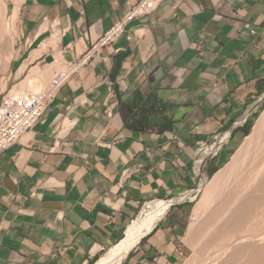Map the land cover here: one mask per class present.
<instances>
[{
	"label": "crops",
	"instance_id": "1",
	"mask_svg": "<svg viewBox=\"0 0 264 264\" xmlns=\"http://www.w3.org/2000/svg\"><path fill=\"white\" fill-rule=\"evenodd\" d=\"M137 1L23 0L20 39L57 36L77 61ZM262 109L264 0H164L69 75L0 155V264H91L153 200L175 202L121 264L175 263L189 195Z\"/></svg>",
	"mask_w": 264,
	"mask_h": 264
},
{
	"label": "bare ground",
	"instance_id": "2",
	"mask_svg": "<svg viewBox=\"0 0 264 264\" xmlns=\"http://www.w3.org/2000/svg\"><path fill=\"white\" fill-rule=\"evenodd\" d=\"M7 1L0 0V76L9 73L17 53L15 42L20 38L17 14L23 0H10L13 10L9 17ZM56 42L57 36L51 37L22 66L21 74L29 70L28 75L19 89L11 91V97L56 91L55 83L59 85L69 73L61 56L53 54L52 61L43 66L34 63ZM174 202H149L125 237L95 264H121ZM193 218L189 232L195 235L191 244L194 255L185 264H264V112L230 162L203 188Z\"/></svg>",
	"mask_w": 264,
	"mask_h": 264
},
{
	"label": "built area",
	"instance_id": "3",
	"mask_svg": "<svg viewBox=\"0 0 264 264\" xmlns=\"http://www.w3.org/2000/svg\"><path fill=\"white\" fill-rule=\"evenodd\" d=\"M163 1L138 0L134 5L125 7L121 17L116 20L113 26L101 34L98 41L90 47L84 57L70 63L67 76L59 85L55 83L54 86L58 89L69 75L75 73L81 67L92 66L102 50L115 44L133 21L153 14ZM108 91L112 92L111 83L108 84ZM54 93L29 94L22 97L7 95L2 99L0 103V155L14 144L19 143L26 134L43 121ZM141 167L129 169L126 173L131 174L134 170L139 172Z\"/></svg>",
	"mask_w": 264,
	"mask_h": 264
},
{
	"label": "rangeland",
	"instance_id": "4",
	"mask_svg": "<svg viewBox=\"0 0 264 264\" xmlns=\"http://www.w3.org/2000/svg\"><path fill=\"white\" fill-rule=\"evenodd\" d=\"M6 4H7V7H8V15L7 16L9 17L10 14H11V11L13 10L12 9L13 8V5H12V3H11L10 0H8L6 2ZM18 22H19V20H18ZM18 26H19V23L17 25V32H18V34L21 37L22 28H21V26L20 27H18ZM50 38H51V36L49 38H47L46 40H44L41 43L40 47H38V48H37V46H38L39 42L38 43H35V44H32V45H30V46H28V47L25 48V44H24L23 38L22 39L19 38L18 40H16V42H15V49H16V52L17 53H16V57L12 60L10 71H9V73L6 72L4 75H1L0 76V82H1L0 83V103H1V101H2V99L4 97H7V95H9V94L11 95V91L12 90L19 89L20 88L21 83L27 77L28 71H29V70H26L23 74H21L20 71H21L22 66L24 64H29V62L31 61V59L34 56V53L40 51V49L43 46V43H45ZM55 46H56V44H55ZM55 46H53V48H54L53 50L49 48L47 50V52H45L44 54L47 56V53H48L49 50L50 51H55L54 55H60L61 58H62V61L65 63L66 67L68 68V66L70 65V63L72 62V60L71 61L69 60L70 62L68 63V61L66 60L65 56L64 55H61L60 52L55 49ZM20 47H22V49ZM48 55L53 56V54H51V53H49ZM46 56L45 57L43 56L42 57V60H40V61H37V62L34 61V63L37 64L38 66H43V64L45 63ZM3 83H4V85H3ZM50 87H51V85H49V87L47 89H49ZM44 93H47V92H44ZM263 110L264 109H262L260 111V113L258 114L257 119L260 117V115L263 112ZM257 119L255 120L254 124L251 126L250 132H252V129H253L255 123L257 122ZM250 132L247 135H245L244 139L242 140V142L240 143V145L238 147H236V149L234 150L233 154L243 144L245 138L250 134ZM233 154H231L227 158V161L223 165H221L217 171L221 170V168L223 169V167L227 165V163L230 161V158H231V156ZM208 183H209V181H205L204 183H201L196 188V190L194 191V193L191 194V195H189V197L191 198V200H190V207H189L191 213H190V216L188 218L187 227H186V230H185V233H184V237H183L184 250H183V254L180 256V258L175 263H173V264H185V262L187 261V259L189 260L190 257L194 255V253H193L194 252V249H193V246L191 244H192V239H193V237L195 235L192 236V233L189 232V227L195 221L194 218H193V209H194L195 205L197 204V202L200 200V198L202 196L203 188ZM110 249H106L105 251H102L91 264H95L96 261H98Z\"/></svg>",
	"mask_w": 264,
	"mask_h": 264
},
{
	"label": "water",
	"instance_id": "5",
	"mask_svg": "<svg viewBox=\"0 0 264 264\" xmlns=\"http://www.w3.org/2000/svg\"><path fill=\"white\" fill-rule=\"evenodd\" d=\"M45 61H47L48 63H50V62L52 61V57H51V55H47L46 58H45ZM172 204H173V203H172ZM172 204H171V205H172ZM171 205H170V206H171ZM170 206H169V207H170Z\"/></svg>",
	"mask_w": 264,
	"mask_h": 264
},
{
	"label": "trees",
	"instance_id": "6",
	"mask_svg": "<svg viewBox=\"0 0 264 264\" xmlns=\"http://www.w3.org/2000/svg\"><path fill=\"white\" fill-rule=\"evenodd\" d=\"M249 132H250V129H248V130L246 131V135H247Z\"/></svg>",
	"mask_w": 264,
	"mask_h": 264
}]
</instances>
